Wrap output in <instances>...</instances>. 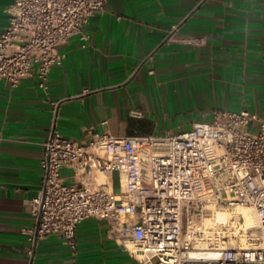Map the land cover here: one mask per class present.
Here are the masks:
<instances>
[{"label": "crops", "instance_id": "0c3cea01", "mask_svg": "<svg viewBox=\"0 0 264 264\" xmlns=\"http://www.w3.org/2000/svg\"><path fill=\"white\" fill-rule=\"evenodd\" d=\"M12 2L0 0V32ZM83 35L60 45L65 56L46 87L37 65L16 86L0 80V264H30L26 230L36 223L33 199L52 130L81 140L90 130L176 133L220 109L264 117V0H107ZM189 37L206 44L184 43ZM62 174L76 182L71 167ZM106 180L118 193L120 173ZM34 264L141 263L110 237L107 220L88 218L75 251L52 234L39 242Z\"/></svg>", "mask_w": 264, "mask_h": 264}, {"label": "built area", "instance_id": "2783aa9c", "mask_svg": "<svg viewBox=\"0 0 264 264\" xmlns=\"http://www.w3.org/2000/svg\"><path fill=\"white\" fill-rule=\"evenodd\" d=\"M106 2L13 0L0 32V80L16 86L37 65L39 85L46 87L51 68L65 56L60 45L83 35ZM183 42L206 44L203 37ZM89 132L72 140L54 129L44 142L36 223L26 230L30 264L39 242L52 234L75 251L77 227L88 218L107 220L110 237L141 264H264V245L225 240L240 224L235 209L247 206L256 211L264 243L263 116L220 109L176 133ZM64 167L73 169L76 182L64 180ZM112 171L120 173L118 193L106 180ZM223 209L234 215L217 221Z\"/></svg>", "mask_w": 264, "mask_h": 264}, {"label": "rangeland", "instance_id": "374dc122", "mask_svg": "<svg viewBox=\"0 0 264 264\" xmlns=\"http://www.w3.org/2000/svg\"><path fill=\"white\" fill-rule=\"evenodd\" d=\"M243 208H246L251 213V215H253V221H252L251 227L245 224V220H244L242 213L237 215L239 217L241 216L240 224L238 226L239 229L236 228L234 231L225 232L226 244L231 243V244H236V245H241V246H251V245H256V244L264 245L262 239L260 238V234L258 230V220H257L256 211L252 207H246V206L238 207L235 209V211L241 210ZM221 212H225V213L227 212L226 215L227 216L229 215L227 219H230L234 215V213H232L230 210H227V209H223ZM217 221H219V219ZM243 228L248 231L247 234L243 233L242 231Z\"/></svg>", "mask_w": 264, "mask_h": 264}, {"label": "bare ground", "instance_id": "6f19581e", "mask_svg": "<svg viewBox=\"0 0 264 264\" xmlns=\"http://www.w3.org/2000/svg\"><path fill=\"white\" fill-rule=\"evenodd\" d=\"M226 213L225 212H219L217 214V217H218L219 221H222V220L226 219L229 216V215L227 216ZM240 213L243 214V217H244V220H245V224L247 226L251 227V224H252V221H253V215H251V213L246 208H243L241 210H236L235 211L236 215H239Z\"/></svg>", "mask_w": 264, "mask_h": 264}]
</instances>
